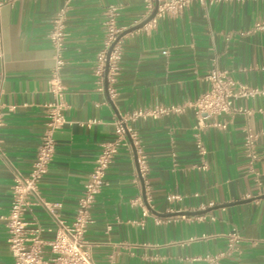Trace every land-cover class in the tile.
<instances>
[{
    "label": "crops",
    "instance_id": "1",
    "mask_svg": "<svg viewBox=\"0 0 264 264\" xmlns=\"http://www.w3.org/2000/svg\"><path fill=\"white\" fill-rule=\"evenodd\" d=\"M0 2V104L16 107L4 109L0 126V264H13L6 218L14 180L31 172L45 130L55 65L49 34L60 10L66 8L61 75L68 109L40 191L62 204L68 222L101 145L115 138L118 119L194 102L209 89L206 76L213 67L241 86L264 89V26L256 29L264 23V0H220L209 8L194 2L179 15L131 32L150 16L144 0ZM112 5L126 33L114 98L100 90L95 74ZM220 120L226 130H197L187 109L129 122L149 173L144 182L137 178L132 146L114 158L86 232L96 264H206V255L221 253L220 264H264V95L235 100L232 114ZM248 130L256 136L254 166L245 148ZM25 218L45 229L43 240L53 238L48 230L54 225L42 209L33 207ZM232 232L241 240L230 252Z\"/></svg>",
    "mask_w": 264,
    "mask_h": 264
},
{
    "label": "built area",
    "instance_id": "2",
    "mask_svg": "<svg viewBox=\"0 0 264 264\" xmlns=\"http://www.w3.org/2000/svg\"><path fill=\"white\" fill-rule=\"evenodd\" d=\"M220 0H144L146 10L151 15L157 10L155 17L145 26H153L158 18L168 15H179L196 2L203 8H209ZM3 5L0 2V9ZM118 8L110 6L106 11V36L104 49L98 54L95 74L100 84L110 98L117 93L114 85L120 73L122 57L121 41L124 29L117 24ZM66 8L60 10L52 20L49 39L54 50L55 65L48 80L49 94L52 99L45 105V130L41 137L32 170L28 175H17L12 186V204L6 218L7 244L13 257V264H96L92 258V245L86 240V232L92 222L90 209L95 203L97 195L106 185L107 171L114 158L124 147L132 146L137 162V178L144 182L149 173L147 157L140 146L137 133L131 129L129 122L138 119H158L172 114H183L192 109L196 121L195 128L227 129V122L221 121L222 116H229L233 112V102L241 98L264 95V89H251L237 84L230 79L226 71L213 67L208 71L206 80L209 89L194 102L182 106L160 107L149 111H136L121 117L116 122L115 138L101 145V151L96 159L92 173L84 186L83 194L78 201L75 217L71 222L66 221L60 210L61 203L48 201L40 191V184L54 158L56 150L55 134L65 124V112L68 105L65 100L66 88L63 84L61 72L65 66L63 51L66 40ZM263 24L256 25L260 29ZM4 109L8 112L16 110L15 106L0 104V126ZM199 154L204 156L206 150L200 140L197 142ZM246 153L250 165L259 161L256 151V136L248 130L245 141ZM202 169L207 165L203 163ZM170 200L173 199L169 198ZM176 199V197H175ZM33 207H39L50 218L53 228L48 232L53 234L49 241L42 239L45 229L36 222H28L25 215ZM147 214V210H145ZM230 252L236 249L241 240L237 232L228 235ZM225 254L206 255L202 260L206 264H220ZM112 264V263H109Z\"/></svg>",
    "mask_w": 264,
    "mask_h": 264
},
{
    "label": "water",
    "instance_id": "3",
    "mask_svg": "<svg viewBox=\"0 0 264 264\" xmlns=\"http://www.w3.org/2000/svg\"><path fill=\"white\" fill-rule=\"evenodd\" d=\"M156 12L157 10H154V12L145 20L143 21L141 24L135 26L133 29L129 30V32L133 31V30H137V29H141L143 27H145L156 15ZM126 33H123L122 36H124ZM201 212H198V213H183L182 215H196V214H199ZM174 216L177 215V214H173Z\"/></svg>",
    "mask_w": 264,
    "mask_h": 264
}]
</instances>
